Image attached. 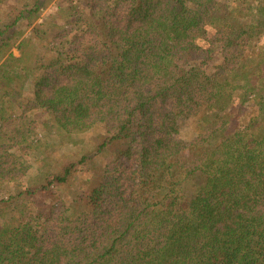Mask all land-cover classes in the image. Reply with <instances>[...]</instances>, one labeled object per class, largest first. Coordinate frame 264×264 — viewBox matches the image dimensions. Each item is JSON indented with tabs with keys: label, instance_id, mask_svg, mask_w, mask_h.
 <instances>
[{
	"label": "trees",
	"instance_id": "16d2710c",
	"mask_svg": "<svg viewBox=\"0 0 264 264\" xmlns=\"http://www.w3.org/2000/svg\"><path fill=\"white\" fill-rule=\"evenodd\" d=\"M0 264H264V0H0Z\"/></svg>",
	"mask_w": 264,
	"mask_h": 264
},
{
	"label": "rangeland",
	"instance_id": "374dc122",
	"mask_svg": "<svg viewBox=\"0 0 264 264\" xmlns=\"http://www.w3.org/2000/svg\"><path fill=\"white\" fill-rule=\"evenodd\" d=\"M56 10V7H55V5L54 4H50V5H48L47 7H46V9L43 11V13L41 14L42 15V17H45V16H47V15H52L53 13H54V11ZM23 29V28H22ZM21 29V30H22ZM15 54H16V52H14ZM24 95L26 96V97H29L28 95H29V90H28V88L25 90V93H24ZM66 149L65 148H63V149H61L58 153H57V156L58 157H60V160H62V161H64L65 160V156H66ZM76 151V150H75ZM77 152V151H76Z\"/></svg>",
	"mask_w": 264,
	"mask_h": 264
}]
</instances>
